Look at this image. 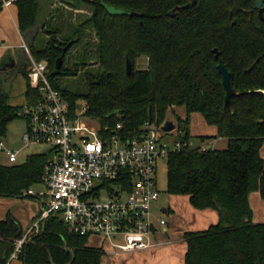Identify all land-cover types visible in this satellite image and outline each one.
<instances>
[{
  "label": "trees",
  "instance_id": "obj_1",
  "mask_svg": "<svg viewBox=\"0 0 264 264\" xmlns=\"http://www.w3.org/2000/svg\"><path fill=\"white\" fill-rule=\"evenodd\" d=\"M258 1L195 0L184 9L192 0H61L70 11L61 7L41 23V0L14 2L30 56L46 62L47 78L73 116L82 111L99 127L120 124L119 132L131 135L146 122L163 125L171 114L180 141L191 144L189 117L199 114L215 128L213 139L226 141V148L217 150L200 137L202 145L171 153L165 163L168 195L188 197L194 209L218 214V222L205 231L182 234L183 264H264V223L253 221L249 204L253 194L264 203V23ZM102 3L136 16L111 17ZM81 5L91 9L90 16L74 15ZM73 16L85 20L74 22ZM41 31L44 40L37 47ZM58 58L60 72L53 75ZM28 62L23 56L16 73L25 80L26 104L35 105L42 96L28 81ZM218 64L226 67L237 91L228 110ZM78 76V87L59 82ZM2 81L0 75V142L21 109L9 102L10 81L3 86ZM179 108L185 113L181 118ZM48 159L45 152L26 156L22 164L0 163V197H30ZM24 233L10 215L0 219V264ZM31 238L19 256L23 264L104 262L99 248L88 247L87 237L70 233L56 217Z\"/></svg>",
  "mask_w": 264,
  "mask_h": 264
},
{
  "label": "built area",
  "instance_id": "obj_2",
  "mask_svg": "<svg viewBox=\"0 0 264 264\" xmlns=\"http://www.w3.org/2000/svg\"><path fill=\"white\" fill-rule=\"evenodd\" d=\"M0 1L1 8H7L17 0ZM22 47L29 58V83L42 96L18 112L27 125L22 142L24 147L46 146L49 159L40 183L43 190L36 196L43 206L24 235L14 241L5 264L19 260L30 237L55 217L74 235L98 238L104 259L160 246L151 239L158 227L165 226L152 212L159 196L158 168L169 154L191 144L180 141L182 132L176 124L163 132L164 124L146 122L139 132L127 135L119 132L120 124L102 128L83 117L82 111L73 116L51 86L46 62H36L27 46ZM0 153L10 164L19 160L18 153L6 150L3 142ZM33 194L30 189L27 195Z\"/></svg>",
  "mask_w": 264,
  "mask_h": 264
},
{
  "label": "rangeland",
  "instance_id": "obj_3",
  "mask_svg": "<svg viewBox=\"0 0 264 264\" xmlns=\"http://www.w3.org/2000/svg\"><path fill=\"white\" fill-rule=\"evenodd\" d=\"M68 1V0H66ZM41 12L39 15L40 23L53 14L54 11L63 7L61 0H41ZM15 6V4L13 5ZM65 11L66 7H63ZM264 8V7H263ZM77 12H73L74 15L90 16L91 9L82 6ZM79 19V16H73L72 21L75 22ZM84 21V17L79 19ZM39 23V24H40ZM39 29V27H38ZM38 36L35 46L40 47L44 37L42 35ZM75 50L71 51L73 54ZM70 54V55H71ZM26 57L25 53L23 54ZM93 62V61H91ZM140 66L145 65V60H138ZM68 65H72L69 60ZM28 78V77H27ZM3 85H9L7 88L8 93H10V104L20 106L24 102V87L25 81L23 77L16 72L8 73L2 78ZM29 81V79H28ZM62 83H72L73 86L78 87L82 83L80 76L76 78H71L70 80L62 79L59 80ZM177 117H183L185 115L183 108L176 109ZM168 120L172 121L174 124L177 123V118L171 114L167 116ZM26 121L24 119H17L12 121L8 128L5 139H3L4 148L18 153L19 158H25L31 154L45 153L48 148L46 146H28L24 147L22 142V135L26 130ZM189 135L190 143L193 147H199L202 145L199 138H206L205 143H214V148L217 150H223L226 148L225 140H215L213 137L216 135V130L214 127L208 126L203 118L199 114H192L189 117ZM0 163L4 165H9L6 156L0 153ZM157 189L159 196L157 201L153 205L152 212L155 218H160L165 221V226L158 227V232H154L151 236L152 243L159 245L152 251L146 252L141 258L140 253H131L123 258H114L108 262L104 261L103 264H183V256L185 251V244L183 242H178L183 233L186 232H202L208 229L209 226L214 225L218 222V214L216 211L212 210H196L194 209L185 196H170L166 193V165H160L157 173ZM31 190L33 191V196L12 199L0 197V219H5L7 215L14 218L25 231L28 227L32 225V219H34L42 208L40 200L36 197L37 194L41 193L43 186L41 184L34 185ZM249 204L253 211V221L256 223H264V203L260 200L257 194L251 195L249 198ZM162 208H166L169 211L166 213L161 212ZM156 220V219H155ZM166 228L164 232L163 229ZM36 235V234H35ZM173 242V243H172ZM87 246L92 248H103L104 245L98 238H89L87 241ZM20 261H14L11 264H16Z\"/></svg>",
  "mask_w": 264,
  "mask_h": 264
},
{
  "label": "crops",
  "instance_id": "obj_4",
  "mask_svg": "<svg viewBox=\"0 0 264 264\" xmlns=\"http://www.w3.org/2000/svg\"><path fill=\"white\" fill-rule=\"evenodd\" d=\"M13 5H14V3L11 4L7 8H2L0 11V67L1 66L4 67V70H0L1 78H2V76L6 75L8 73L13 74V72H16L18 70V68L22 64L21 59L24 56L23 54L25 53L22 46L26 45V43H25V39L21 35L19 28H18L17 8H16V6H13ZM75 12H77V11L75 10ZM9 65H10V67H9ZM24 89H25V87H24ZM23 95H24V92H23ZM25 104H26V102H25V98H24V102L20 106H23ZM11 105H13V104H11ZM14 106H16V105H14ZM21 159H23V158H21ZM41 204L43 206L42 202H41ZM163 209H164L163 213H166L168 211V209L162 208L161 212ZM35 218L32 219V222L35 220ZM41 230H42V228H41ZM178 242L179 243L183 242L181 237L178 240ZM153 249H155V248H153ZM147 251L150 252L152 250L148 249V250L135 252V253H140L139 255H141V258H142L143 255H145ZM126 255H128V254H126ZM126 255H123L121 257L123 258ZM110 260H112V259H104V257H103V261L108 262ZM16 264H19V263H16ZM20 264H23V263L20 261Z\"/></svg>",
  "mask_w": 264,
  "mask_h": 264
},
{
  "label": "water",
  "instance_id": "obj_5",
  "mask_svg": "<svg viewBox=\"0 0 264 264\" xmlns=\"http://www.w3.org/2000/svg\"><path fill=\"white\" fill-rule=\"evenodd\" d=\"M194 4H195V0H192V3L186 5L184 7V9H188L191 5H194ZM262 4H263V1L259 0L255 4V8L258 11V18L260 19V21H262L264 23V8L262 7ZM102 7L105 9V11L111 17L136 16V13H134L132 11H128V10H124V9H120V8H116V7H110V6L106 5L105 3H102ZM173 15H174V10L169 13L170 17H173ZM214 52L216 53V50H214ZM61 62H62L61 58H58L56 60L53 75L59 74ZM9 67H10V65H9ZM131 69H132L131 64H130L129 60L127 59L126 60V73H127V75H129L131 73ZM0 70H4V67L1 66ZM217 71L221 75L222 87L225 91L224 110H228V109H230L231 98H233L234 96L237 95V91L232 88V86H231V75L223 64L217 65ZM173 129H174V123L171 121H166L162 127L163 132H170ZM23 162H24V160L21 158L18 161L19 164H22ZM163 211H164V209L162 210V212ZM44 228H45V222L42 224V230H44ZM151 231H154L153 227L151 228ZM32 239L33 238L29 239V241L27 243H30L32 241Z\"/></svg>",
  "mask_w": 264,
  "mask_h": 264
}]
</instances>
